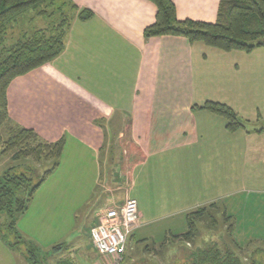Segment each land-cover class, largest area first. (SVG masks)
Returning <instances> with one entry per match:
<instances>
[{
    "label": "crops",
    "instance_id": "1",
    "mask_svg": "<svg viewBox=\"0 0 264 264\" xmlns=\"http://www.w3.org/2000/svg\"><path fill=\"white\" fill-rule=\"evenodd\" d=\"M172 1L179 21H217L220 0ZM72 2L94 17L81 21L76 15L65 51L12 81L8 112L44 141L65 138L63 157L78 158L82 171L100 172L101 156H111L112 147L127 140L134 145L127 198L92 201L98 209L90 231L103 211L134 199L141 227L128 239L122 264H192L175 260L174 243L190 246L188 215L217 204L233 225L232 244L264 250V121L242 118L246 127L230 132L223 117L201 108L209 101L234 107L233 89L221 76L229 54L183 37L146 39L157 12L147 0ZM236 55L243 61L239 91L245 105L262 106L249 95L264 87V54ZM207 87L222 96L203 95ZM170 219L179 223L142 229ZM13 252L0 239V264H28L14 261ZM78 252L77 264L106 263L91 238L88 250Z\"/></svg>",
    "mask_w": 264,
    "mask_h": 264
},
{
    "label": "trees",
    "instance_id": "2",
    "mask_svg": "<svg viewBox=\"0 0 264 264\" xmlns=\"http://www.w3.org/2000/svg\"><path fill=\"white\" fill-rule=\"evenodd\" d=\"M59 6L55 9L56 2ZM156 7L154 24L144 31L146 39L162 36L183 37L191 44L204 45L223 52L251 53L264 47V0H220L217 21L206 23L193 20L179 21L177 10L172 0H147ZM54 7V8H53ZM52 8L53 11L48 9ZM30 11H38L39 16H60V22L53 27L40 29L33 35L26 36L11 48H6L8 27ZM78 15L81 21H89L94 14L87 10H79L72 0H0V129L11 121L8 112L7 90L13 80L24 76L59 57L66 49L67 36L73 19ZM227 121V129L236 132L246 127L234 109L219 102H206L203 107ZM263 130H258L261 132ZM1 155H12V160L31 159L34 164L52 161L53 167L46 171L41 181L34 184L33 167L25 170L10 168L0 172V236L3 242L14 252L24 246V258L28 264H40L38 254L40 247L24 237L18 229V222L28 211L30 202L42 184L60 166V160L66 148L65 138L56 142L44 141L34 130L15 125L9 130L8 138L0 135ZM17 168V167H16ZM217 204L198 209L188 215L189 231L187 239L194 238L193 219L202 217L208 209H216ZM222 212L226 222V211ZM229 236L233 235V225L229 228ZM235 251H245L234 241ZM63 249L54 247V252ZM259 259L252 264H264V250H257ZM50 257V256H49ZM64 264H77L66 262ZM192 264H243L239 256L227 249L218 247L203 250L195 256Z\"/></svg>",
    "mask_w": 264,
    "mask_h": 264
},
{
    "label": "rangeland",
    "instance_id": "3",
    "mask_svg": "<svg viewBox=\"0 0 264 264\" xmlns=\"http://www.w3.org/2000/svg\"><path fill=\"white\" fill-rule=\"evenodd\" d=\"M59 4V1H57L55 9H57ZM48 10L51 12L54 9L49 8ZM60 21L59 14H56L55 17H48L39 16L38 11H30L8 27L5 36V47L11 48L17 42L22 41L26 36L33 35L34 30L53 27ZM71 27L72 23L69 28L68 36ZM261 41H264V39ZM1 51L2 47H0V52ZM234 52L245 54V52L238 51L224 52L223 54H229L227 55V59L229 58V60H226V57L224 58L227 63L221 74L222 78L227 80L233 89L230 95L231 98H233L232 102L234 107L232 109H234L241 118H254L264 121V87H262L261 91L257 89V93L254 95L251 93L249 95L250 100L253 102H261L262 106L257 103L246 106L247 98L244 91H239V87L245 78V74L242 72L243 61L241 62L239 56L236 55L237 53ZM255 53L264 54V47L256 49ZM207 88L208 89H205L203 95L212 97L213 99H219V97L222 96L221 93H218L220 89L216 87ZM242 95H244V100H242ZM203 98L206 97H202L201 99ZM15 125L18 124L8 121L3 128L0 129V135L3 140L8 138L9 130L15 128ZM111 150V156H101L102 168L100 172L82 171L78 158H74L68 154L64 157L62 156L63 158H61L60 161L63 162V166L61 168L59 166L58 169L47 178L30 202L29 209L25 215L22 216L18 223V227L21 228L23 235L26 236L28 240L34 241L40 247L41 252L38 254L40 264H56L59 262L58 259L66 262L79 261L80 252L77 253L78 248L86 252L90 246V229L94 226L93 220L96 217L98 209L92 207V201H95L98 197L103 201L106 198L112 197V195V198L116 199L123 197L127 198L126 193L128 192L127 184L130 177V169L134 159L137 157L135 147L127 140L117 147H112ZM1 152L2 147L0 146V172L13 167L16 171L25 170L26 167L32 166L34 171V184L39 183L45 172L53 167L52 161L42 162L40 164H34L31 159L14 161L12 160V155L8 154L3 156ZM96 178H98V180H96ZM118 205H121V203ZM103 212L101 214H103ZM177 221L178 220L170 219L168 221L156 223L155 225L146 224L142 229H155V231H159V228L162 227L163 224L171 226L174 225V223H179ZM192 223L194 227V238L191 245L187 248L183 247V245L181 248H178L177 246L179 244L174 243V246H176L174 248L176 250L175 260L180 257V262L183 261L185 263L184 260L189 259L190 263L199 252L203 250L207 251L213 247H218L224 252L230 249V251L236 253L239 258L242 259L243 264H252L254 260L259 259L260 254L257 253V250H262L260 245L245 247V251H235L228 231L231 225L225 221L221 207L208 209L202 217L194 218ZM163 230H161V232ZM0 239L2 240L1 236ZM202 240L204 243L200 244ZM180 243L183 244V241H180ZM58 244H64L63 249L58 251L57 256H54L55 252L53 249ZM25 250L26 247L23 246L19 252H13L14 261H24L25 258L23 255L26 253ZM165 254L168 255L167 253ZM98 256L100 261L103 260L106 262L105 264H111L112 260L109 257ZM183 257H185V259H183ZM99 260L97 259V261ZM262 260L264 261V256H262Z\"/></svg>",
    "mask_w": 264,
    "mask_h": 264
},
{
    "label": "built area",
    "instance_id": "4",
    "mask_svg": "<svg viewBox=\"0 0 264 264\" xmlns=\"http://www.w3.org/2000/svg\"><path fill=\"white\" fill-rule=\"evenodd\" d=\"M140 227L138 203L126 199L123 204L114 205L99 216L97 226L90 233L91 242L99 255L112 260L111 264H122L128 239Z\"/></svg>",
    "mask_w": 264,
    "mask_h": 264
}]
</instances>
